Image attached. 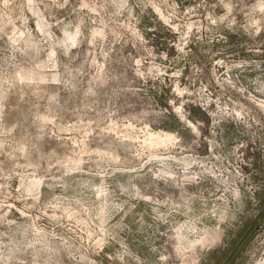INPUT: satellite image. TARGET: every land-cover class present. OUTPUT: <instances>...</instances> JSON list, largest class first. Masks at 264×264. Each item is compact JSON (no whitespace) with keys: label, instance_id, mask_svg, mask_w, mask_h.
<instances>
[{"label":"rangeland","instance_id":"1","mask_svg":"<svg viewBox=\"0 0 264 264\" xmlns=\"http://www.w3.org/2000/svg\"><path fill=\"white\" fill-rule=\"evenodd\" d=\"M0 264H264V0H0Z\"/></svg>","mask_w":264,"mask_h":264},{"label":"bare ground","instance_id":"2","mask_svg":"<svg viewBox=\"0 0 264 264\" xmlns=\"http://www.w3.org/2000/svg\"><path fill=\"white\" fill-rule=\"evenodd\" d=\"M173 137L174 136H172L171 134H169V133H165V135H164V138H165V140L163 141V142H165V141H169V140H171V139H173Z\"/></svg>","mask_w":264,"mask_h":264}]
</instances>
